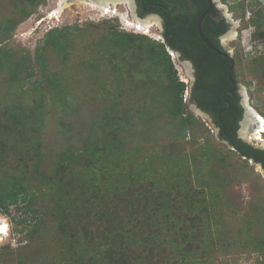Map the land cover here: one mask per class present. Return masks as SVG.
Returning <instances> with one entry per match:
<instances>
[{
	"label": "rangeland",
	"instance_id": "rangeland-1",
	"mask_svg": "<svg viewBox=\"0 0 264 264\" xmlns=\"http://www.w3.org/2000/svg\"><path fill=\"white\" fill-rule=\"evenodd\" d=\"M11 1L17 2L0 0V50L9 53V60L22 79L10 82L7 69H0V177L24 166L26 175L40 192L37 206L42 204L46 210L44 224H52L55 219L50 180L60 177L63 184L77 180L86 192L87 184L77 175L87 174L95 143L102 148L101 152L110 143L122 150V158L112 170L125 175L130 182H125L127 179L122 182L126 188L114 203L102 201L101 204H108L100 208L99 219L91 222L98 227L94 234L100 241L113 229L124 232L128 227L134 232V242L124 249L118 264H184L182 249L191 243L211 245V258L205 260L206 264H261L263 254L261 257L248 242L253 237H264V210L259 211L256 206L262 201L264 205V171L252 159L243 171L239 168L228 171L229 166H220L218 158L234 156V149L218 136L211 117L199 115L188 105L193 67H186L168 48L177 77L186 84L183 100L196 120L188 125L185 134L178 118L172 116L156 121L151 130L146 124L131 131L123 126L118 128L116 113L114 118L113 114L105 115L113 103L135 100L140 105L148 103L145 85L156 76L162 82L166 78L138 53L132 60V63L139 60L137 66L132 64L117 41L106 37L115 28L164 41L162 25L154 15L131 9L129 0L107 1V10L87 1L73 0L60 11L56 10L62 0H44L30 9L27 17L18 20L15 27H9L7 20L20 17ZM217 5L230 22L229 29L233 27L232 35H222L220 41L234 57L244 106L264 121V39L252 37L251 24V19H260L264 30V0H217ZM144 20H152V25L144 26ZM60 31L66 39L58 49H52L46 43L47 34ZM24 60L30 65L25 71ZM58 94L67 97L66 106H61ZM9 109L18 114L41 113L42 117L40 114V118L17 127L7 117ZM5 140L7 144H3ZM261 142L248 140L255 147ZM66 145L83 152L61 164L60 151ZM202 149H210L212 154L201 156ZM147 165L149 173L144 179H137V172ZM216 171L221 175L233 174L232 181L219 185L212 176ZM179 183L182 189L177 186ZM199 184L219 191L214 203L205 185ZM189 188L196 195L195 202L205 201L207 206L200 221L195 219L192 224L191 217L183 209L179 208L181 213L177 209L184 204L182 192ZM144 204L149 208L159 205L169 208L165 213L156 210L152 215ZM21 210L17 205L10 207L9 216L0 213V223L6 225L5 233L0 234V246L8 247L2 264H67L71 250H66L69 247L66 239L53 226L44 225L39 231H32L30 214L23 215ZM19 219L26 222H14Z\"/></svg>",
	"mask_w": 264,
	"mask_h": 264
},
{
	"label": "trees",
	"instance_id": "trees-1",
	"mask_svg": "<svg viewBox=\"0 0 264 264\" xmlns=\"http://www.w3.org/2000/svg\"><path fill=\"white\" fill-rule=\"evenodd\" d=\"M16 1V3L11 1V5L14 10L18 11L20 17L15 19L13 16L10 20H7L9 27H15L18 20L27 17L30 14L29 10L38 6L44 0ZM143 1L144 5L149 6L153 0ZM158 2L165 4L169 8V10H165L160 5L152 7V12L161 14L164 19L162 30L164 41L149 40L143 34L133 35L132 33L121 32L115 28H112L110 32L108 31L106 37L111 41H117L118 47L126 52L127 58L131 63L134 56L136 57L135 53H138L139 56H144V59L148 60L156 71L159 72L160 70L166 78L162 82L160 76H156L152 83L145 85L146 91L148 90L145 96L150 98L148 103L140 105L141 103L138 100L121 104L113 103L109 105L105 115L110 116L113 114L114 118L116 113V115H119L118 128L123 126L122 128L126 127L131 131H137V128L144 127L146 124L151 130L156 125V121L162 120L166 115L172 116L178 118L179 125L185 134L188 125L194 124L196 120L194 115L187 110V103L183 100L186 84L177 77V70L168 53V48H170L179 52L180 58L189 60L192 63L194 82L190 90L189 101L195 102L200 109L210 115L213 123L218 128V136L226 140L234 149V156L230 154L218 158L220 166H223L222 168H225L226 165L229 166L228 171L237 168L243 171L247 170V162L252 159L264 171V149L255 147L237 136L238 122L242 117L243 108L239 104V95L236 92L234 94L225 92L231 87L228 78L230 61L225 56L208 48L199 37L196 22L207 6L206 0H185L182 4L178 3L177 0L174 2L172 0L168 2L158 0ZM137 3L141 5V0H137ZM263 17L264 15H262ZM251 24L254 27L252 37L257 40L264 39V30L260 27V19H251ZM227 29L228 23L224 19L215 20L208 15L203 22L204 35L219 49H222L219 36L225 33ZM65 39L66 35L61 31L58 34L50 32L47 34L46 43L52 49H58L61 41ZM114 56L116 58L117 55L114 53ZM121 58L126 57L121 55ZM121 58L119 59L120 62H122ZM138 61L132 64L137 66ZM28 64L29 62L26 60L23 61L24 71L30 66ZM0 69H7L10 82H17L22 79L19 77L20 71H18L16 65L9 60V53L2 49L0 50ZM30 73L32 74V72ZM233 76L236 79L235 71ZM57 98L62 107L63 105L66 106L65 100L67 97L58 94ZM7 111L10 123H14L17 127L20 124L22 125L30 120L42 117L41 113L36 114L32 111H25V113L20 114L15 113L12 109ZM19 119L23 120L17 122ZM148 134L151 136V133ZM3 144H7V141L5 140ZM94 145L95 147L91 151L93 158L90 161L86 176L84 174H76L87 184L86 192L82 191L77 180L76 182L73 180L64 184L61 183L60 177H53L50 180L52 185L49 191L51 190L52 193L55 217L52 224H44L46 210L42 204L37 206L40 192L31 183L30 180L32 179H29L28 175H26L24 166L13 173H3L0 177V213L9 216L10 207L18 205L22 209L21 214H30V222L33 223L31 225L32 231H39L44 225L53 226L57 234L68 242L69 247L66 250H71V256L69 259L67 258L69 261L67 264H118L124 249L131 247L134 242L133 239H135L133 237L134 232L129 231L128 227V230L124 232L118 231L119 228L108 231L106 236H102L103 240L101 241L98 239L97 234H94L96 233V228L98 232V227H95L91 221L99 219L100 208L108 204H101L102 201L108 199L111 204L114 203V200L121 196L123 189L126 188L122 185V182L125 179H127L125 182H130V179L128 180L125 175L123 177L122 174L115 172V169L114 171L112 170L115 163L122 158L121 148L107 143V148L101 152L100 149L102 148L97 143ZM5 150L9 153V149L6 148ZM82 152V149L76 150L71 145H66L60 151L59 162L63 164L65 161H71ZM200 152L201 156L212 154L210 149H202ZM227 159L228 161H226ZM148 167L149 165L139 170L136 178L144 179L146 174L149 173ZM225 173L226 175H221L217 171L212 172L213 180L219 185L225 186L229 184L232 181L230 176H233V174L228 175V172ZM203 185H205L211 195L210 201L213 202V199L219 197V191L208 187L207 184H201L200 186ZM177 186L179 189L183 188L182 183ZM195 198V193L190 188L186 189L182 192V203L184 204H180L177 207L178 210L179 208L183 209L189 218L191 217V224L194 223L195 219L200 221L199 217L207 210L206 202H195ZM144 205V208L152 215L156 210L165 213L167 208H169L166 205L154 206V208H149L148 204ZM256 206L259 211L264 210L263 201ZM213 208L214 206H212ZM179 213H181L180 210ZM205 218L209 223L207 215ZM14 222L18 224L25 223L26 219H19ZM147 228H149V225ZM189 238L194 240L191 235ZM248 243L252 245L254 251L261 254V257L262 254L264 256V237H253ZM192 244L194 243L187 244L182 249L184 264H206L205 260L211 258V245H204L203 243ZM7 254L8 247L0 246V264L4 263L3 259ZM259 262L264 264V261Z\"/></svg>",
	"mask_w": 264,
	"mask_h": 264
},
{
	"label": "water",
	"instance_id": "water-1",
	"mask_svg": "<svg viewBox=\"0 0 264 264\" xmlns=\"http://www.w3.org/2000/svg\"><path fill=\"white\" fill-rule=\"evenodd\" d=\"M70 1H73V0H69ZM83 1H87L89 2V0H83ZM207 2V7L205 8V10L202 11V13L199 15L198 19H197V22H196V26H197V31H198V34H199V37L200 39L208 46V48L214 50L215 52H217L218 54L220 55H223L225 56L227 59H229L230 61V64H229V67H228V78H229V81L231 83V87L226 90L225 92L227 93H231V94H234L236 91L240 92L238 90V84L236 82V79L235 77L233 76L234 74V60H233V57L231 55V52L230 50L225 46L223 45L222 46V49H219L217 48L216 46H214L207 38L206 36L204 35V32H203V22L205 20V18L210 15V16H213L215 17V15H219V10H220V7L217 5V0H206ZM131 3H132V9L134 10L135 9V4H134V1L131 0ZM157 21H159V17L158 16H155ZM160 22V21H159ZM232 27L229 29L231 30ZM228 30V31H229ZM227 31V33H228ZM170 49V48H169ZM174 53H176V55L179 57V59L183 62V64L186 66V67H193L192 66V63L189 61V60H186V59H182L180 58V54L179 52L173 50ZM194 78V76H193ZM225 94V93H224ZM243 102V105L245 104V101L242 100ZM188 105H190V108L193 109L194 111H196L197 113H199V115H205V116H208L210 117V115L203 111L202 109H200L195 102H192V101H188ZM245 108V111L243 113V117L242 119L240 120L239 122V129L237 131V136L238 138H240L241 140L245 141L248 143V140L245 139L241 133H240V129L243 127V124L246 122V120H248V118L250 117L251 118V111L249 110L248 106H244ZM256 125V121H252L251 124H248V127H247V130L248 131H252V128L253 126ZM261 134H263V132H261ZM258 148L260 149H264V136H263V141L260 143V145L258 146Z\"/></svg>",
	"mask_w": 264,
	"mask_h": 264
},
{
	"label": "bare ground",
	"instance_id": "bare-ground-1",
	"mask_svg": "<svg viewBox=\"0 0 264 264\" xmlns=\"http://www.w3.org/2000/svg\"><path fill=\"white\" fill-rule=\"evenodd\" d=\"M68 1L69 0H62L56 11H60L63 8V6L68 3ZM107 1H118V0H89V3L94 4V6L97 5L102 10H107L108 5H109ZM129 5L132 9L133 7H132L131 0H129ZM152 17L154 19H156L155 16H152ZM144 21H146L143 23L144 26L152 25V23H151L152 20H149L150 22H148L147 20H144ZM232 33H233V27L231 30L228 31V33L225 36H227V35L231 36ZM251 115H252L251 118L249 117L248 120H246V122L243 124V127L240 129V133L245 139L247 138L248 140L249 139L250 140L255 139V140L263 141V137L261 136V132H264V121L260 117V115L257 114L256 112H253V114H251ZM253 120L256 121V125L253 126L252 131H248L247 130L248 124H251ZM5 231H6V225L4 223L2 224V222H1L0 223V234L5 233Z\"/></svg>",
	"mask_w": 264,
	"mask_h": 264
},
{
	"label": "flooded vegetation",
	"instance_id": "flooded-vegetation-1",
	"mask_svg": "<svg viewBox=\"0 0 264 264\" xmlns=\"http://www.w3.org/2000/svg\"><path fill=\"white\" fill-rule=\"evenodd\" d=\"M134 1V4H135V10H138V12H140L141 14H151V15H154V16H158L159 17V21H160V23H161V25H162V28H163V23H164V19H163V17H162V15L161 14H159V13H156V12H152V7H154L155 5H160L162 8H164L165 10H169V8L165 5V4H163V3H160V2H158V0L157 1H151V3H150V5L149 6H146V5H144V1L143 0H141V5H139L138 3H137V0H133ZM165 2H168L169 0H164ZM173 2L175 1V0H172ZM178 1V3H183L185 0H177ZM190 3V2H189ZM207 7V6H206ZM205 10V9H204ZM219 12V15H215V17H213V16H211L213 19H215V20H220V19H224L225 21H226V23H228V29H227V31L229 30V25H230V22L226 19V17L221 13V11L219 10L218 11ZM202 13V12H201ZM163 30V29H162ZM227 31L225 32V33H223L222 35H226L227 34ZM222 35H220L219 36V41H220V37L222 36ZM226 37H229L228 35L226 36ZM220 45H221V48H222V46H223V43H221V41H220ZM236 93L239 95V104L242 106V108H243V111L245 110V108H244V105H243V102H242V98H241V94H240V92H238V91H236ZM193 102V101H192ZM244 113V112H243ZM242 117H243V114H242ZM242 117H241V119H242ZM240 119V120H241ZM240 120H239V122H240ZM239 122H238V125H239ZM238 129H239V126H238ZM238 129H237V131H238Z\"/></svg>",
	"mask_w": 264,
	"mask_h": 264
},
{
	"label": "clouds",
	"instance_id": "clouds-1",
	"mask_svg": "<svg viewBox=\"0 0 264 264\" xmlns=\"http://www.w3.org/2000/svg\"><path fill=\"white\" fill-rule=\"evenodd\" d=\"M264 133V132H263Z\"/></svg>",
	"mask_w": 264,
	"mask_h": 264
}]
</instances>
